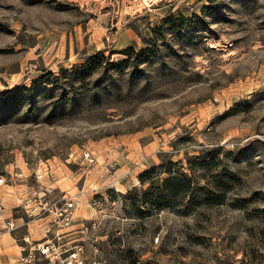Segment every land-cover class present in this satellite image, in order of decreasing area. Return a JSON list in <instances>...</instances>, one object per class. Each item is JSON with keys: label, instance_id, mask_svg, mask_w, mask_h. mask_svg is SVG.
I'll return each mask as SVG.
<instances>
[{"label": "rangeland", "instance_id": "374dc122", "mask_svg": "<svg viewBox=\"0 0 264 264\" xmlns=\"http://www.w3.org/2000/svg\"><path fill=\"white\" fill-rule=\"evenodd\" d=\"M0 174V264H264V0H0Z\"/></svg>", "mask_w": 264, "mask_h": 264}, {"label": "trees", "instance_id": "16d2710c", "mask_svg": "<svg viewBox=\"0 0 264 264\" xmlns=\"http://www.w3.org/2000/svg\"><path fill=\"white\" fill-rule=\"evenodd\" d=\"M179 180H181V179L177 175L170 174L167 177H165L163 179V187H161L162 189H160V191H162L161 193H163L164 190L168 191V192L175 191L176 190L175 187L177 185H179V182H180ZM158 198H159V196H157V197H155L153 199H150L149 201H150V203L156 205V204H158V200H157Z\"/></svg>", "mask_w": 264, "mask_h": 264}, {"label": "built area", "instance_id": "2783aa9c", "mask_svg": "<svg viewBox=\"0 0 264 264\" xmlns=\"http://www.w3.org/2000/svg\"><path fill=\"white\" fill-rule=\"evenodd\" d=\"M3 182H4V177L2 176V174H0V186L2 185Z\"/></svg>", "mask_w": 264, "mask_h": 264}]
</instances>
